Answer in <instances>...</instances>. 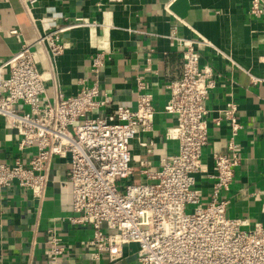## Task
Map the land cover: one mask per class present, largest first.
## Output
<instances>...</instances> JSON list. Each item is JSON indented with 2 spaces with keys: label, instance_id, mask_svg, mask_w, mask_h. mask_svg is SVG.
Masks as SVG:
<instances>
[{
  "label": "crops",
  "instance_id": "1",
  "mask_svg": "<svg viewBox=\"0 0 264 264\" xmlns=\"http://www.w3.org/2000/svg\"><path fill=\"white\" fill-rule=\"evenodd\" d=\"M251 5L252 0H39L27 12L21 0H0V62L24 42L34 45L40 35L57 27L76 19L95 22L63 33L68 48L55 59L39 48L38 66L47 78L44 99L53 102L59 93L72 97L83 85H97L113 101L106 112L114 104L136 109L141 78L156 109L154 131L131 142L130 182L143 183L145 169L156 171L161 160L178 149V143L166 137L176 119L164 111L167 85L183 76V49L176 38L210 41L236 65L213 49L201 53V65L212 66L217 78L207 102L210 142L203 153L207 173L197 183L202 201L208 203L212 196L214 155L226 152L230 139V127L225 122L216 126L213 120L233 101L242 125L236 137L242 162L224 193L230 201L228 216L264 224V16H252ZM13 29L19 34H12ZM97 55H102L103 64L95 71ZM149 140L150 148L141 145ZM18 143L16 131L0 117V164L30 160L35 150L19 151ZM70 168L69 157L52 160L42 201L17 185L0 191V264H141L138 244L99 252L89 245L93 229L69 222L74 214ZM51 230L64 247L56 263L48 255Z\"/></svg>",
  "mask_w": 264,
  "mask_h": 264
},
{
  "label": "built area",
  "instance_id": "2",
  "mask_svg": "<svg viewBox=\"0 0 264 264\" xmlns=\"http://www.w3.org/2000/svg\"><path fill=\"white\" fill-rule=\"evenodd\" d=\"M21 1L30 12L39 0ZM250 14L263 17L264 0H252ZM93 25L88 19H76L40 35L34 45L24 42L0 62V117L16 131L19 151L35 150L27 163L17 159L0 164V191L17 185L42 201L52 160L69 157L74 214L68 220L93 229L89 245L99 252L138 244L141 264H264V224L230 218V201L224 195L242 162L236 143L242 125L233 101L213 120L216 126L225 122L230 127V139L227 151L214 155L208 203H203L197 184L198 177L207 173L203 160L210 142L207 102L217 83L214 68L201 65V53L205 49L223 53L202 37L176 38L183 49V76L167 85L164 111L176 119L166 137L176 141L178 149L162 159L156 171L144 170L146 182L133 183L131 142L154 131L156 116L154 98L145 92L141 78L136 109L114 104L106 112L113 101L97 85H83L72 97L59 93L53 102L44 99L47 78L38 66L39 48L55 59L68 48L63 33ZM11 33L19 34L16 29ZM102 64V55H97L95 71ZM252 81L259 80L252 77ZM141 145L150 148L153 140ZM47 243L48 255L56 263L64 252L62 240L51 230Z\"/></svg>",
  "mask_w": 264,
  "mask_h": 264
}]
</instances>
